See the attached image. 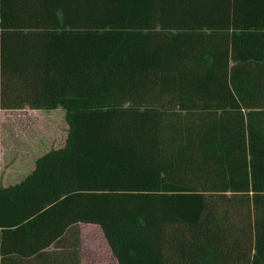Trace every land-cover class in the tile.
Listing matches in <instances>:
<instances>
[{"label":"trees","instance_id":"16d2710c","mask_svg":"<svg viewBox=\"0 0 264 264\" xmlns=\"http://www.w3.org/2000/svg\"><path fill=\"white\" fill-rule=\"evenodd\" d=\"M25 108L67 136L0 189V264L79 223L118 264H264V0H0V110Z\"/></svg>","mask_w":264,"mask_h":264},{"label":"crops","instance_id":"0c3cea01","mask_svg":"<svg viewBox=\"0 0 264 264\" xmlns=\"http://www.w3.org/2000/svg\"><path fill=\"white\" fill-rule=\"evenodd\" d=\"M61 119V122L58 120ZM64 111L31 110H0V189L13 187L20 184L29 176L39 157L52 149L64 146L67 136V125L64 121ZM50 123V128L47 127ZM49 126V125H48ZM57 146V147H56ZM46 225L61 229L62 222L57 215L54 219H44ZM65 238L59 246H51L56 260L48 263L61 264V253L68 249L71 251L72 243L76 242L79 233L80 239V264H86L83 248L88 244L91 256L99 257L100 247L96 246V239L105 245V253L110 264H118L98 225L79 223L65 229ZM52 259V258H51ZM100 260V259H98ZM24 264H30L24 262ZM100 264V263H98Z\"/></svg>","mask_w":264,"mask_h":264},{"label":"rangeland","instance_id":"374dc122","mask_svg":"<svg viewBox=\"0 0 264 264\" xmlns=\"http://www.w3.org/2000/svg\"><path fill=\"white\" fill-rule=\"evenodd\" d=\"M61 121H62L61 119L58 120V122H61ZM64 121H65V119H64ZM47 127L49 129H51L50 128V123H47ZM95 244H96V246H98V248L100 247V250H99V254L100 255H99L98 258H94L96 255L91 256L88 244H86V247L83 248V256L85 258V261H87L86 264H98V263H100V264H110L109 261L107 260V255L105 253V245H104V243L102 241L99 242V240L96 239ZM98 259H100V260H98Z\"/></svg>","mask_w":264,"mask_h":264}]
</instances>
